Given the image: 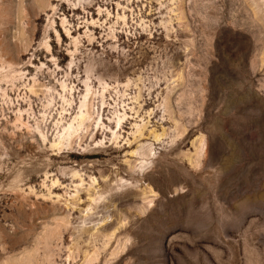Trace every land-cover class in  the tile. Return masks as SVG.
<instances>
[{
	"label": "rangeland",
	"instance_id": "374dc122",
	"mask_svg": "<svg viewBox=\"0 0 264 264\" xmlns=\"http://www.w3.org/2000/svg\"><path fill=\"white\" fill-rule=\"evenodd\" d=\"M0 264H264V0H0Z\"/></svg>",
	"mask_w": 264,
	"mask_h": 264
}]
</instances>
